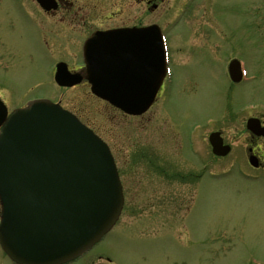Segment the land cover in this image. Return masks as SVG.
<instances>
[{"label": "rangeland", "instance_id": "1", "mask_svg": "<svg viewBox=\"0 0 264 264\" xmlns=\"http://www.w3.org/2000/svg\"><path fill=\"white\" fill-rule=\"evenodd\" d=\"M71 1L77 14L65 32L68 39L73 34L74 50L95 28L156 22L165 29L172 81L140 120L143 125L138 123V135L133 130L126 136L137 118L92 97L88 86L56 85L53 54L40 34L57 42L58 54L71 44L55 34L64 26L42 14L33 0H0V96L10 109L31 98L60 100L109 140L121 163L135 137L142 148L153 143L163 147V156L175 158L171 138L178 130L184 161L170 165L185 176L166 180L150 174L134 183L137 189L127 194L117 225L69 264H109L104 254L115 264H264V170L248 164L244 129L246 117L264 104V0ZM232 59L246 63L248 81L230 83ZM214 129L233 145L225 157L211 153L207 137ZM193 143L198 154L191 151ZM129 162L130 157L123 169L133 171ZM142 162L140 172L146 173ZM0 264H14L1 246Z\"/></svg>", "mask_w": 264, "mask_h": 264}, {"label": "water", "instance_id": "2", "mask_svg": "<svg viewBox=\"0 0 264 264\" xmlns=\"http://www.w3.org/2000/svg\"><path fill=\"white\" fill-rule=\"evenodd\" d=\"M38 1L49 8L50 0ZM163 45L157 24L94 33L84 47L92 91L128 113L144 112L165 74ZM238 69L232 62L234 80ZM79 78L57 65L59 84ZM6 115L0 101V123ZM256 121L249 119L248 127L264 134ZM210 141L216 154L229 152L220 132ZM0 203V244L9 257L18 264H59L111 229L123 193L107 144L60 104L35 99L15 110L0 132Z\"/></svg>", "mask_w": 264, "mask_h": 264}, {"label": "flooded vegetation", "instance_id": "3", "mask_svg": "<svg viewBox=\"0 0 264 264\" xmlns=\"http://www.w3.org/2000/svg\"><path fill=\"white\" fill-rule=\"evenodd\" d=\"M35 4L41 10L40 6L37 3H35ZM76 6L77 5H75L74 1H71V0H56L55 1V7L52 8L50 11H43L42 10L43 11L42 14L51 16L52 17L51 20H54L55 23H61L62 27L64 26L62 29L61 28L56 29L57 32H55V34L62 37L63 42L70 41L71 45H70V47L65 46V49H62L60 51V54H58L55 52V48H53V46L57 45V42H54L53 39L49 38L48 35L45 36V41L47 43H50L51 47L53 48L52 53L56 57V62H59V61L65 62L67 64L68 70L71 73L77 72L83 76L82 82L76 86L85 85V86H88V88H89V83H88L87 79L85 78V70L86 69H85V65L83 63V57H82V45H83L85 38L91 32H93L94 30H97V29H107V28L125 26V25H113V26H105L103 28L92 29L90 32H87L86 34H84L85 36L82 38V40L78 39L79 47H77V50L79 48V50H78L79 53H77V50H74L73 48H71L73 45V42H75L73 34L70 33L69 34L70 39H68L66 32H65V26H68V24H70L71 21H75L73 19L75 18L74 16L77 14V12L73 11V10ZM134 25H138V24H134ZM59 31H62V33H60ZM56 41H57V39H56ZM170 55H171V53H170ZM170 64H171V60H170ZM171 74H172V68L170 66V75ZM170 75L165 77L163 84H162L160 90L158 91L156 101L159 98L161 99L162 89H163L164 84H168L169 83L168 80L172 78V75H171V77H170ZM91 96L95 97L93 94H91ZM154 103L152 105H154ZM107 106L110 107L109 105H107ZM114 110H117V112L120 113V115H122V116L137 118L135 120L134 124L130 126L131 130H129V134L128 135L126 134V136L129 139L130 134L133 133V130L135 132L133 134L138 135V132H139V129L137 128L138 123H140V120L143 119L144 115L148 111L142 115H128L125 112L120 111L119 109H114ZM73 112L85 124H87L89 127H91L95 132H97L101 137H103L110 144L109 140L106 137H104L94 127L93 124H91L89 121H87V119L84 118V116H82L81 114H79L78 112H76L74 110H73ZM248 116L258 118L261 125L264 126V109L259 110L255 113L249 114ZM165 120L168 121L167 119H165ZM141 125H143V124H141ZM244 125H245V122H244ZM244 129L247 131L246 154L254 155L257 158L258 163H259L258 168L264 170V136L256 135L255 133L250 132L249 130L246 129V125H245ZM219 130L221 132V135L223 136L224 143H228L232 146V143H229L226 140L222 130L221 129H219ZM121 131L124 132V130L121 129L119 131V137L121 136ZM167 134H168V131H167ZM175 138H176V144H175ZM171 139H172V147H174L176 145V149H177V155L175 156V158H172V159H171V157L163 156V147L162 146H159V145L156 146L153 143H149L148 147L142 148L141 146H139V141L136 137L131 139L130 142L128 143V145L125 146L124 150L128 153V159L130 157L129 163H130L133 171H130V170L127 171V170L123 169V166L126 167L128 159H124V160L121 159L122 163H123L122 164L117 157L118 153H117L116 149H113V147H112V149L115 153V158L117 161V168L119 171V177H120V181H121L123 193H124V207H123L122 214H124L125 209L128 206L129 197L127 194L128 193L133 194L132 191L137 189L136 187L138 186V184H134V183L140 182L142 180H149L150 174L155 175L156 178H161V179H166V180L172 179V178L182 179L181 177L185 176V172L180 171L181 167L180 168L178 166L171 167V165H170V163L180 164L184 161V159L181 155V149H180L181 146L179 145V131L178 130L175 131V136H173V138H171ZM118 143L120 144V148H121L122 145H121V141H119V139L117 140L116 145ZM191 147H192L191 151H194L196 154H198V150L196 148V145L191 146ZM232 148H233V146H232ZM143 159L146 161V164L148 167V172H146V173L140 172V168L143 167V165H144L142 162ZM194 175H196V174H194ZM129 185H130V187H129ZM162 194H164V193L162 192ZM107 260L110 264L109 258Z\"/></svg>", "mask_w": 264, "mask_h": 264}]
</instances>
